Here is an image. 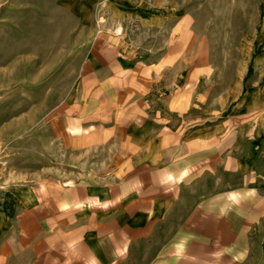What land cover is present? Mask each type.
<instances>
[{
  "label": "crops",
  "instance_id": "crops-1",
  "mask_svg": "<svg viewBox=\"0 0 264 264\" xmlns=\"http://www.w3.org/2000/svg\"><path fill=\"white\" fill-rule=\"evenodd\" d=\"M163 1L147 11L61 0L83 25L84 53L54 108L30 107L0 129V264L263 256L253 238L264 227V56L222 75L193 15ZM104 18L133 21L138 40Z\"/></svg>",
  "mask_w": 264,
  "mask_h": 264
},
{
  "label": "rangeland",
  "instance_id": "rangeland-1",
  "mask_svg": "<svg viewBox=\"0 0 264 264\" xmlns=\"http://www.w3.org/2000/svg\"><path fill=\"white\" fill-rule=\"evenodd\" d=\"M133 1L143 10H160L155 0ZM162 4L179 15H193L196 28L207 34L217 52L222 75L248 53L264 56V0H164ZM109 20L101 19L104 28H113L127 42L138 40L133 21L114 26ZM82 26L61 0H0V129L30 107L54 108L62 100L83 57ZM255 73L250 66L248 85ZM256 152L264 174V146ZM260 233L253 244L264 251V227ZM252 260L264 264V254Z\"/></svg>",
  "mask_w": 264,
  "mask_h": 264
}]
</instances>
